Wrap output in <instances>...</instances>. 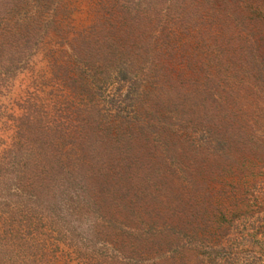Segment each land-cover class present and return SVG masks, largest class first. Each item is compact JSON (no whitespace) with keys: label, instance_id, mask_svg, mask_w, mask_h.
Listing matches in <instances>:
<instances>
[{"label":"rangeland","instance_id":"374dc122","mask_svg":"<svg viewBox=\"0 0 264 264\" xmlns=\"http://www.w3.org/2000/svg\"><path fill=\"white\" fill-rule=\"evenodd\" d=\"M34 1L43 12L57 0ZM63 2L71 9L69 23L56 17L61 35L68 33L64 43L51 56L46 45L11 56L8 70L0 65L5 149L33 101L86 121L89 132L119 120L146 129L125 156L134 162L123 205L100 195L74 197L67 183L52 197L34 186L37 198H19L13 180L4 181L12 229L0 240V264H124L116 248L141 245L127 232L142 234L148 223L163 221L178 235L171 228L156 237V264H215L228 246L233 264H264V0ZM34 4L0 0V21ZM102 7L117 16L105 31ZM44 24V40L56 37ZM92 24L93 40L74 42L72 53L69 39L82 40L79 31ZM161 28L169 30L164 45L153 38ZM192 182L203 201L197 210L190 208ZM86 183L95 193L98 185Z\"/></svg>","mask_w":264,"mask_h":264},{"label":"trees","instance_id":"16d2710c","mask_svg":"<svg viewBox=\"0 0 264 264\" xmlns=\"http://www.w3.org/2000/svg\"><path fill=\"white\" fill-rule=\"evenodd\" d=\"M33 2L35 4L29 10L9 11L5 20L0 21V65L4 71L12 65L10 57L15 55L17 59H21L26 49L35 51L51 46L48 48L49 56H51L57 50L56 48L64 43L68 34L66 30V34L61 35L63 31L60 29L62 19L56 18L61 14L64 16V22L69 23L71 9L66 7L63 0L55 1V5L51 9L48 5L43 7L46 10H51L49 14L47 13V18H43V13L46 10L42 12L39 9L42 3L34 0ZM101 14L103 19L101 28L112 25L114 22L112 20L117 17L109 7H102ZM162 15L169 16V12L166 11ZM40 23L49 25L52 30L57 32L58 38L56 36L44 40L48 31L40 33L38 29ZM123 24L121 22L119 26L122 27ZM165 25L163 24V26ZM94 26L95 24H92L79 31L78 35L82 40L78 41L79 39L75 37L69 39L72 53L74 51V54H77L76 47L72 45L74 42L85 41L88 44L90 40H93ZM161 30L160 33L153 36L156 39V44L157 42L163 44V41L160 40L169 38V30L163 31V28ZM141 33H146V31ZM55 60L56 57H54ZM45 107L46 105L42 102L27 103L23 107L18 122L14 125L13 136L9 137L10 142L6 149L3 141H0V185H3L4 181L13 180L16 187L12 194L15 197L20 198V195H27L34 200L37 195L35 192L29 191V187L35 186L38 188L39 194L52 197L60 191V185L67 183L74 197L92 198L89 197L90 194L100 195L107 197V200L113 205L114 199L118 198L116 206L123 205L120 201L126 193L123 187L130 179V163L134 162L130 155L129 158H125V156L132 148L133 140L146 127L142 126V123L138 124V120H119L106 123L104 131L91 130L89 132L87 128L90 126L86 121L69 119L62 114L63 109L56 108L54 104L46 109ZM87 180L98 185L95 193L87 187ZM190 187L194 193L196 192L195 198L190 201V208L197 210L203 205V201L201 198L198 199L197 195L199 187L194 182ZM5 191L4 195L0 193L2 199L0 205H3L0 206V240L6 237L5 234L12 229L11 213H9L10 203L5 195L9 192L8 186L5 187ZM6 210L8 215L3 217V211L7 212ZM166 224L165 221L159 224L158 222L148 223L142 234L128 231L129 236L140 238L138 241L141 245L125 252L116 248L120 260L124 264H142L151 258L150 264H156L151 257L158 251L160 245V243L157 247L152 245L157 239L156 237L169 234L171 228L178 235L176 229L169 226L167 228ZM221 250L223 254H219V259L215 264H233L231 259L234 257L231 247H222ZM113 252L114 248L112 247L110 254L112 259L116 257Z\"/></svg>","mask_w":264,"mask_h":264}]
</instances>
